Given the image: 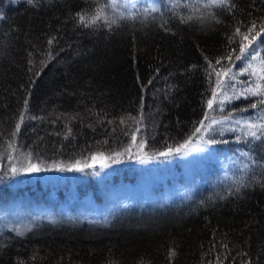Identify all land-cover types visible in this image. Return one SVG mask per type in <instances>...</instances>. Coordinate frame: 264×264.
Here are the masks:
<instances>
[{"label":"trees","instance_id":"trees-1","mask_svg":"<svg viewBox=\"0 0 264 264\" xmlns=\"http://www.w3.org/2000/svg\"><path fill=\"white\" fill-rule=\"evenodd\" d=\"M253 23L264 26V0H138L131 9L125 0H0V164L30 153L55 173L94 155L117 161L108 160L115 171L103 185H77L100 217L71 203L67 181L0 183V264H264V104L244 91L264 86V33L235 59ZM253 48L257 60L245 59ZM230 51L232 61L222 59ZM222 66L235 92L217 89L230 100L211 111L213 68ZM205 113L225 123L222 135L214 125L212 146L235 164L162 206L121 200L136 176L126 162L135 144L149 156L175 149ZM249 125L259 139L246 135ZM41 207L49 219L36 216ZM14 208L16 218H1Z\"/></svg>","mask_w":264,"mask_h":264},{"label":"rangeland","instance_id":"rangeland-1","mask_svg":"<svg viewBox=\"0 0 264 264\" xmlns=\"http://www.w3.org/2000/svg\"><path fill=\"white\" fill-rule=\"evenodd\" d=\"M136 1L138 0H125V3L126 6L131 9L134 7V3ZM207 123L208 121H205V125H207ZM217 125L219 127L221 126L220 124ZM224 125L225 123L223 122V126ZM201 131L203 132V129ZM200 135L201 133H195V137L191 139L192 143L189 147H197L199 142L200 146L206 148V151L192 152L188 156H173L167 160L161 157L159 155L160 153L155 156L147 155L144 143L141 141L137 142L133 153L126 160L127 164L133 163V167L127 172L128 175L131 176L132 172H134L136 176L132 183H126L125 186L121 188L122 194H119L122 197L121 200L123 199L124 202H131L132 200L139 198L141 203L144 205L150 204L153 206H162L177 193L185 195L187 192H190V190L195 189L199 182L205 181L206 175L212 170L218 173H224L228 170L229 166L235 164L236 158L233 155H218L214 152L212 145H203L202 141H200ZM175 149L173 148L172 150L174 151ZM141 160L146 162L141 163ZM29 162V160L23 161L22 159L14 156L11 160L5 161L4 164H0V183L13 185V183L24 182L26 180L34 181L37 175H39V180L43 184L49 186H52L54 183L55 185L64 184L63 182L67 181L71 187L70 189H68L69 187L66 188L68 191L72 192V195H75L74 199L71 200V203L82 202L83 205L89 209L87 214L93 215L94 217H100L103 215L100 208L98 206H94L92 204L93 202H90L88 196L81 199L77 197V185L80 186L90 180L97 182L99 185H103V179L108 174L115 171L112 165L109 164V167L101 171L99 162H97L94 170L98 172L99 175H92L91 173L93 169H86L83 173L76 171H58L51 173L41 170V172L38 173L21 171L16 175L12 174V167L21 169L22 167H26ZM92 162L93 161L91 159L89 163ZM79 166L83 167L84 164H80ZM167 178L170 179L167 180ZM167 181H170V183ZM106 198H104V207L108 210H110V208H114L112 198ZM17 211L18 208L9 209L7 212L5 211L1 214V218L3 217L4 219H8L11 218V216L15 217V213H17ZM34 211L37 217L49 219L51 216L46 212V209L42 207L40 210L35 209ZM68 212H70L68 207L62 209V213ZM106 215L109 217L110 212L106 213ZM108 217L98 221L106 222L105 220L108 219ZM94 220L96 221L97 219Z\"/></svg>","mask_w":264,"mask_h":264},{"label":"snow or ice","instance_id":"snow-or-ice-1","mask_svg":"<svg viewBox=\"0 0 264 264\" xmlns=\"http://www.w3.org/2000/svg\"><path fill=\"white\" fill-rule=\"evenodd\" d=\"M114 2H115V0H114ZM219 2L224 3V0H219ZM28 3H32V0H28ZM100 12H102V9L100 11H98L96 13V15L91 17L87 21V23H85V17L80 16L79 17L80 22L85 23V26H90L91 24H95L97 22V20L100 18ZM262 33H264V26H261L260 29L257 31L256 25H255V23H253L252 27L248 30V33L243 36V40L246 41L247 43H241L238 45V51H239L240 55H236L235 59L240 60L241 55L245 54V50L250 45H252ZM236 34H240L239 28L236 29ZM49 43H51V41H49ZM257 47H259V45H257ZM233 51H235V50H233ZM258 56H259V53L256 51V48H253L252 52L250 54H248L247 56H245V59H250L251 61H256ZM222 59L232 61L233 56L231 54V51L228 55H226ZM259 62L261 65H264V57H261ZM215 63L217 65H220L221 60H216ZM248 69H253V64L251 62L248 64ZM213 71L215 72L217 79L215 82V87L212 89V96L207 101V106H208L209 110L216 111L217 109L213 108V105L216 104L218 106L219 111H224V103L226 100H230V97L228 96L227 91H224L222 97L218 98L217 89H222V88L226 87L228 90L233 91V93L235 92V90L232 88L231 84L224 85V82H223V77L228 76V73L231 71V66H229L227 68H224L222 66L220 71H216L215 68H213ZM260 71H261V74L257 76V79L259 81H264V68H261ZM250 75H256V71L253 70L250 73ZM235 76H236L235 73H233L232 76H229L228 77L229 81L235 79ZM244 91H245V93H247V95L258 97V100L256 103L264 104V86H262L260 83H256L254 85V87H246L244 89ZM247 95L245 96V98H247ZM256 103H253L251 105V107L255 108ZM228 115H230V113ZM22 119H23V117H21V120ZM133 119H135V118L133 117ZM225 119H227V115H226ZM205 121H208L207 125H205ZM199 124H200V127L195 128L194 131L196 133H201L200 141H202V144L203 145H214V144H216L217 140L214 138V135H213L216 132V128L214 127V125H217V124L221 125L220 134L222 135L223 134V121L218 120L214 117H210L208 113H205L203 120H201L199 122ZM255 127H257V126L249 125L250 131L248 133H246V135H251L253 138L259 139L260 136L257 135V131L251 130ZM259 127L261 128V135H264V125L259 126ZM202 129H203V132L201 131ZM17 130H19V124H17ZM205 137H207V138H205ZM191 143H192L191 138H189L188 140L185 141L184 144L179 145L174 151L171 148H169L168 151L161 152L159 155L161 157H163L165 160H167L173 156H188L192 152H204V151H206V148L203 146H200L199 142H198L197 147L190 148L189 145ZM9 147H11V145H9ZM116 155L119 156L121 154L116 153ZM30 158H31V154L29 153L25 157V159L30 161ZM108 160H111L112 163L117 162L116 160H113L111 158V156H109L108 158H104L102 155H94L92 157L93 162L92 163L85 162L83 167L79 166L80 162L77 161L75 166L67 165L65 167H57L56 170L57 171H76V172L83 173V172H85L86 169H93L91 174L92 175H99V173L94 170L97 162H99L100 170L103 171L105 168L109 167ZM140 162L144 163L146 161L141 160ZM21 171L22 172H30V173H38L41 171V167L37 164H33V163L29 162L26 165V167H22L21 169H17L16 167L11 168V172L13 175L18 174V172H21ZM173 255H174V253H173Z\"/></svg>","mask_w":264,"mask_h":264}]
</instances>
